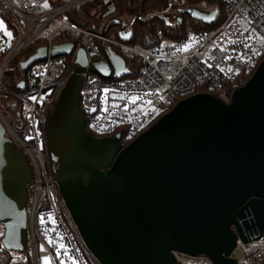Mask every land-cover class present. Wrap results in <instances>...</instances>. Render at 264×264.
Masks as SVG:
<instances>
[{
	"label": "water",
	"instance_id": "1",
	"mask_svg": "<svg viewBox=\"0 0 264 264\" xmlns=\"http://www.w3.org/2000/svg\"><path fill=\"white\" fill-rule=\"evenodd\" d=\"M125 29L120 36L129 40ZM73 47L40 46L21 69ZM86 69L103 78L130 69L112 47L92 61L79 48L48 122L60 194L90 251L102 264H183L176 253L237 264L238 240L264 233V59L229 100L207 92L182 98L127 145L121 132L95 137L86 130L80 94ZM32 177L0 120L2 240L25 250L28 264Z\"/></svg>",
	"mask_w": 264,
	"mask_h": 264
},
{
	"label": "built area",
	"instance_id": "2",
	"mask_svg": "<svg viewBox=\"0 0 264 264\" xmlns=\"http://www.w3.org/2000/svg\"><path fill=\"white\" fill-rule=\"evenodd\" d=\"M224 1L226 13L216 27L199 32L187 29L185 37L161 36L156 44L144 46L119 38L108 21L96 26L94 17L86 25L70 19L68 12L85 0H63L58 5L46 0L47 7L45 0H3L16 33L9 30V36L0 28V79L23 49L40 38L49 47L74 43L71 52L48 55L32 64L22 80L24 88L7 89L11 95L7 103L0 98L6 135L26 156L33 172L27 202L32 264L49 255L54 264H102L88 248L60 194L58 164L49 146V118L73 72L79 48L86 50L89 61L110 47L123 57L139 60L135 75L103 78L86 69L80 89L81 108L94 134L106 137L125 132L133 138L196 90L229 100V84L258 66L264 55V0ZM114 4L115 0H103L99 12L111 11ZM122 27L125 32L129 29ZM236 248L241 251L237 264H264V233L247 242L239 239ZM0 253L8 256L6 264H28L25 250L14 254L1 235Z\"/></svg>",
	"mask_w": 264,
	"mask_h": 264
},
{
	"label": "trees",
	"instance_id": "3",
	"mask_svg": "<svg viewBox=\"0 0 264 264\" xmlns=\"http://www.w3.org/2000/svg\"><path fill=\"white\" fill-rule=\"evenodd\" d=\"M62 1L63 0L56 1L53 2V4L58 5L61 4ZM196 1L197 0H115L114 8L112 10L109 11V13H107L106 10H102V12L99 13L100 15L96 19H94L92 23H95V25L97 26L98 24L102 23L103 20L106 19V17L115 16L119 14H126L128 16H131L128 31H132V32L129 40H124V39L123 40L130 44L140 43L144 46H152L160 40L161 36H172L176 38H178L179 36L185 37L186 36L185 30L188 27H190L191 20L195 21L196 26L194 27L196 30H205L212 27H216L222 22L224 17L222 18V20L220 19L216 20V17L213 20H210V19L202 18L199 15H197L192 10L194 8V6L192 5L195 4ZM102 3L103 0H90L68 12V16L70 17V19L82 25H86L87 23L90 22V20L94 15L92 14L91 11L99 8ZM218 3L222 7V9L226 10V4L224 0H220ZM168 5L169 6L175 5L178 12L176 13L171 12L170 9L165 11V9L168 8ZM223 6H225V8H223ZM0 17L2 20L5 21L7 27L13 33H16V29L13 28V26L9 21V11L3 0H0ZM115 24L111 26V29L116 31L118 37L121 38L119 31L120 26ZM45 43H46L45 40L40 38L34 41L33 43H31V45H28L26 48H24L23 51L20 53V55L17 56L8 65L7 69L3 72L2 74L3 77L1 76V78H3V84L1 82V79H0V84L2 86L7 87L8 89H14V90L20 89L18 84H20L21 82L18 83L16 79L18 78V74L20 72H23L21 69V62L24 60H21L19 62V67H14L12 65H14V63L16 62V60L20 58V56L25 54H27V57L25 58L26 60L27 58H29V56L35 53L37 48H39L40 46H44ZM2 58L3 57L0 56V63L2 61ZM124 58L126 60L128 68L131 70L129 75H135L139 67V60L127 58V57ZM263 59H264V55L262 56L259 63ZM256 68H254L251 72L247 74H241L240 77L235 82L229 84L227 97L230 98L231 93L235 88L245 84V82H247L251 78ZM24 74H25L24 78H26L27 73ZM196 92H200V90H196ZM3 95H4L3 92H0V96L2 97ZM178 101L179 100H177L174 104H172V107ZM84 116L86 119V125H85L86 130H88L95 137H100L94 134L89 129L87 124V115L85 112H84ZM135 137L127 138L125 132H123L122 141L125 143V145H127ZM3 233H4V229L2 230V234L0 235L3 236ZM8 261H9L8 256L0 253V264H6Z\"/></svg>",
	"mask_w": 264,
	"mask_h": 264
},
{
	"label": "rangeland",
	"instance_id": "4",
	"mask_svg": "<svg viewBox=\"0 0 264 264\" xmlns=\"http://www.w3.org/2000/svg\"><path fill=\"white\" fill-rule=\"evenodd\" d=\"M56 1H60V0H50V3L51 2L53 3V2H56ZM88 1H90V0H85V2H83L81 4H84V3L88 2ZM219 1L220 0H197L196 3L192 5V6H194V8L192 10L197 15H199L202 18L213 20L216 17V20H219V19L222 20V18L224 17V15L226 13V10L222 9V7L218 3ZM81 4L79 6H81ZM48 7H50V6H48ZM223 8H225V6H223ZM99 9H100V7L97 8L96 10H94V11H91L92 14H94L95 11H96V14L93 15L94 19H96L100 15L99 14L100 13ZM168 9H170V11L174 12V13L178 12V10L176 9L175 5H171V6L168 5V8L165 9V11L168 10ZM107 13H109V11H107ZM130 20H131V16H128L126 14H119V15H115V16L106 17V19H104L103 22H107L108 21L110 26H112L113 24L116 23L115 25H118L120 27H121V25L122 26L125 25L127 27V25L129 26ZM0 22H2L4 28L7 29V32H10L9 31L10 29L7 27V24L5 23V21L1 19V17H0ZM194 26H196V23H195L194 20H191V25L187 29L191 30L193 32L201 31V30H196ZM187 29L185 30L186 33L188 31ZM189 35L191 36L190 40L192 41V37L194 36V34L190 32ZM179 37H182V36H179ZM29 45H31V44H29ZM190 45H192V44H190ZM94 51H96V50H94ZM26 57H27V54L20 56V58L18 60H16V62L12 66L19 67V62L21 60H25ZM24 77H25V74L23 72H20L18 74V78L16 80L19 83L22 80H24ZM1 82L3 84V78H1ZM1 87H2V91L1 92H3V94H4L2 96V101L4 103H7V101H8L7 99H10L11 95H10L9 91L7 90L8 89L7 87L2 86V85H1ZM11 90H14V89H11ZM0 98H1V96H0ZM2 230H3V227L1 226L0 227V234H2ZM17 252L18 251L13 250L14 254L17 253ZM240 255H241V251L236 248L235 251L233 252V256L235 258H238ZM178 256H179V258L181 260L186 261L187 264H213L212 261L207 256H204V255L199 256V257H193V256H189V255H185V254L179 253ZM44 257H48L49 258V264H54L53 258L50 255L49 256L40 257L39 258V264H44V259H43ZM87 264H89V262H87Z\"/></svg>",
	"mask_w": 264,
	"mask_h": 264
},
{
	"label": "snow or ice",
	"instance_id": "5",
	"mask_svg": "<svg viewBox=\"0 0 264 264\" xmlns=\"http://www.w3.org/2000/svg\"><path fill=\"white\" fill-rule=\"evenodd\" d=\"M44 6L47 7L46 0H45V5ZM0 28H3L4 29L6 35H9V36L11 35V33L10 32H7V29L4 28L2 22H0ZM41 222H43V221H41ZM43 259H44V264H49V258L48 257H44Z\"/></svg>",
	"mask_w": 264,
	"mask_h": 264
},
{
	"label": "flooded vegetation",
	"instance_id": "6",
	"mask_svg": "<svg viewBox=\"0 0 264 264\" xmlns=\"http://www.w3.org/2000/svg\"><path fill=\"white\" fill-rule=\"evenodd\" d=\"M117 52V51H116ZM119 53V52H118ZM103 57V54H101V55H99L98 57H97V59H100V58H102ZM1 227V226H0Z\"/></svg>",
	"mask_w": 264,
	"mask_h": 264
}]
</instances>
